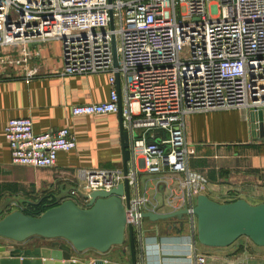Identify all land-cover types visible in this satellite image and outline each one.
I'll use <instances>...</instances> for the list:
<instances>
[{
    "label": "built area",
    "instance_id": "2783aa9c",
    "mask_svg": "<svg viewBox=\"0 0 264 264\" xmlns=\"http://www.w3.org/2000/svg\"><path fill=\"white\" fill-rule=\"evenodd\" d=\"M50 40L61 41L62 74L108 77L109 99L76 104L72 114H117L121 96L131 139L127 173L123 167L73 172L75 202L86 206L92 191H110L127 179L126 232L132 225L136 245L147 247L143 213L166 204L188 208L197 242L193 208L211 181L189 164L197 149L186 139L185 118L213 110L264 112V0H0V73L34 78L39 69L31 61L41 48L33 45ZM5 138L14 164L39 168L55 166L60 151L77 145L69 127L36 133L30 117L11 118ZM142 172L179 174L181 193L158 202L144 192ZM191 249V264H211L196 244Z\"/></svg>",
    "mask_w": 264,
    "mask_h": 264
},
{
    "label": "crops",
    "instance_id": "0c3cea01",
    "mask_svg": "<svg viewBox=\"0 0 264 264\" xmlns=\"http://www.w3.org/2000/svg\"><path fill=\"white\" fill-rule=\"evenodd\" d=\"M33 47L41 48V55L31 61L38 67L34 78L0 73V203L11 198L4 213L24 210L29 204L55 201L61 187L75 185L73 172L79 168L122 167V149L119 141V114L75 116L76 104L103 102L109 99L110 85L106 74H62V45L50 40ZM30 117L36 133L56 131L69 127L77 145L69 151H60L53 167H33L12 162L11 148L5 138V126L11 118ZM185 135L197 153L190 158L192 169L210 179V185L201 193L222 197L224 201L251 197L264 201V139L260 134L259 115L240 109L213 110L190 113L185 118ZM144 170V159L139 157ZM144 192L158 202L173 192L181 193L179 174L164 175L142 172ZM164 185L161 188V185ZM215 200V199H214ZM217 201V200H216ZM250 202V201H249ZM178 203L177 205H179ZM160 212L174 209L159 205ZM152 209V205H149ZM145 221L147 247L136 245L138 264H191L192 245L209 257L211 264H263L264 246L256 245L243 236L227 247L201 248L195 241L189 224L181 230L179 223ZM9 241L0 238V243ZM50 240L32 237L24 246L50 244ZM168 255V258H166ZM78 259L104 258L108 261L131 264L129 241L114 246L101 254L88 249L75 255Z\"/></svg>",
    "mask_w": 264,
    "mask_h": 264
},
{
    "label": "water",
    "instance_id": "95a60500",
    "mask_svg": "<svg viewBox=\"0 0 264 264\" xmlns=\"http://www.w3.org/2000/svg\"><path fill=\"white\" fill-rule=\"evenodd\" d=\"M114 64L118 65L117 50L114 46ZM120 93V76L117 75ZM119 105V141L122 149V167L125 173L131 158L130 134L123 125L122 100ZM259 129L264 139V112L259 111ZM163 184L161 188H163ZM76 186L61 187L55 194L57 205L40 215L26 214L23 210H8L13 202L6 198L0 203V264H122L104 258L78 259L75 255L88 249L105 254L114 246L129 241L131 264H138L136 239L132 225L126 232V207L130 203L128 180L110 191L96 190L89 195L86 206L75 202L71 194ZM122 196H125L123 201ZM88 197V195H84ZM188 208L179 207L167 212L145 211L143 216L152 221H170L172 226L179 223L181 230L188 222ZM193 213L197 220V241L209 247H227L246 236L256 245L264 246V201L250 203L244 198L218 202L205 193L196 196ZM32 237L50 240V244L24 246ZM168 258V255H166Z\"/></svg>",
    "mask_w": 264,
    "mask_h": 264
},
{
    "label": "trees",
    "instance_id": "16d2710c",
    "mask_svg": "<svg viewBox=\"0 0 264 264\" xmlns=\"http://www.w3.org/2000/svg\"><path fill=\"white\" fill-rule=\"evenodd\" d=\"M58 202L56 201H50L47 202L45 199L40 201L39 203L29 204L25 207L23 210L26 214L30 215H40L42 212L47 210L48 208L57 205Z\"/></svg>",
    "mask_w": 264,
    "mask_h": 264
},
{
    "label": "rangeland",
    "instance_id": "374dc122",
    "mask_svg": "<svg viewBox=\"0 0 264 264\" xmlns=\"http://www.w3.org/2000/svg\"><path fill=\"white\" fill-rule=\"evenodd\" d=\"M211 197H213V199H215L217 201H224L222 197H218L216 195H211ZM247 199L250 201V203H253V204L257 203L259 201L258 199H254V198H251V197H248ZM186 224H188V222ZM199 246H201V248H203V249H207L206 248L207 246L202 245L201 243H199ZM202 253H204V252H202ZM204 254H206V253H204Z\"/></svg>",
    "mask_w": 264,
    "mask_h": 264
}]
</instances>
